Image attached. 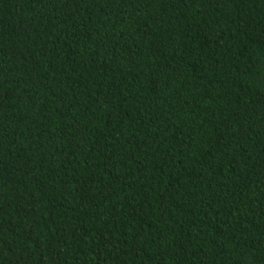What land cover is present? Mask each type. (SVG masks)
<instances>
[{"label": "trees", "instance_id": "1", "mask_svg": "<svg viewBox=\"0 0 264 264\" xmlns=\"http://www.w3.org/2000/svg\"><path fill=\"white\" fill-rule=\"evenodd\" d=\"M0 264H264V0H0Z\"/></svg>", "mask_w": 264, "mask_h": 264}]
</instances>
